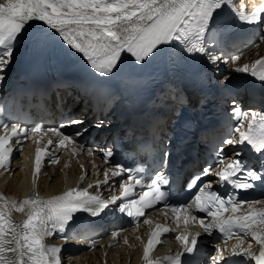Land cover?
<instances>
[{"label":"snow or ice","instance_id":"obj_1","mask_svg":"<svg viewBox=\"0 0 264 264\" xmlns=\"http://www.w3.org/2000/svg\"><path fill=\"white\" fill-rule=\"evenodd\" d=\"M224 5L234 7L232 0H0V48L3 49L0 51V83L12 62L16 46L24 43H31L40 49L59 45L66 51L74 50L75 53L82 54L95 73L109 79L118 74L126 62L131 63L130 58H134L135 63L143 68L153 59L167 53L168 48L164 46H170L174 41H179L189 53L204 54L205 47L201 38L204 37L214 13L219 15L217 10L222 11ZM261 14H264V4L250 15H245L243 11L238 13L240 20L249 25L264 21ZM32 21H41L42 24L30 32ZM208 55L213 64L221 59L215 54ZM237 59L239 58H232L233 62ZM235 71L264 81V58L251 65L237 67ZM232 112L238 117L234 128L236 135L225 138L218 147V163L224 164L228 159L224 153V145L233 148L237 145L251 146L256 153L264 155V114L244 112L235 107V101ZM82 123L78 119H71L67 124L62 123L57 128L48 129L38 126L27 129L16 123L11 124V134L0 136V169L7 171L10 167L12 143L22 146L21 140L27 139L30 133L50 131L59 141L57 146L62 147L71 144L73 138L61 129ZM104 124L105 121L98 120L94 127L101 129ZM7 127L8 124L0 121V128ZM79 134L78 131L77 135ZM48 143L53 144L51 140ZM88 151L91 154L93 150ZM234 154L236 157L241 156L239 150ZM112 155L110 150L103 151L105 164L112 169L111 175L115 177L127 173V179L120 185L122 197L127 201L119 206L121 213L138 218L144 215L145 209L163 203L175 214L177 222L183 218L187 226L191 219L209 236L213 235V230H219L224 237L250 238L248 248L242 251L234 249L232 255H243L255 264H264V200L244 201L231 193L222 197L210 190L212 181L209 180L195 190L188 203L173 206L168 203L171 189L165 187L170 184V180L163 172H157L150 180H145L140 174L142 169L134 172L123 165L109 164ZM170 155L167 150L164 152L165 166ZM44 157L45 153L37 148V172ZM50 162L54 164L57 161L53 158ZM242 164L241 159L228 160L215 173L219 182H227L237 190H248L256 181H264V172L242 167ZM212 173V166H208L201 175L209 176ZM238 174L241 179H232ZM108 179L106 172L105 184ZM136 186L141 187L138 198L127 199L134 195ZM116 199L113 197L111 201H104L89 195L87 190L73 189L63 196L46 201L25 200L21 205H12L17 211H24L25 206L28 208L27 218L22 224H15L10 219L6 206H0V264H60L58 254L61 249L48 247L42 241L51 237L56 230L63 233L74 213L86 211L95 217L107 209L110 203H115ZM245 205V210L239 211ZM195 213H204L211 217V221L205 224L204 218ZM225 213L228 215L225 216ZM143 222L148 223L147 220ZM168 231L167 228L153 231L144 247L145 264H153L149 252L155 248L162 232ZM198 235L199 233L193 235L190 241L188 235H177L175 239L182 243L184 252L191 255L198 244ZM252 242L258 246V254L250 251L254 246ZM236 248H240V244ZM220 251L217 248V252ZM212 259L215 261L216 257ZM171 264L185 262L182 261L181 254H178L171 259Z\"/></svg>","mask_w":264,"mask_h":264},{"label":"bare ground","instance_id":"obj_2","mask_svg":"<svg viewBox=\"0 0 264 264\" xmlns=\"http://www.w3.org/2000/svg\"><path fill=\"white\" fill-rule=\"evenodd\" d=\"M215 14L216 13H214V15ZM30 23L32 24V27L29 29L30 32L35 31L40 27V24H42L41 21H32ZM55 47L60 50V59L63 61V64L66 63V59L64 56H81V54L75 53L74 50H72V52H69L59 45ZM33 48H35V46H33L31 43L20 44L17 50H15L13 53L12 62L13 60L16 61L21 57L23 58L26 55L27 58H33L35 55L33 52H31ZM236 57H238L239 59L235 60V62H233L232 60L233 57L231 59L223 58L222 63H219L217 67L222 69V72L219 75L224 76V78H226L227 80L237 81L239 84H241L250 75L236 72L235 68L241 67L244 64L251 65L256 60L264 58V39L262 46L260 45L259 47H256L251 52H241ZM9 66L7 67L5 76L8 72ZM184 72L186 74H190L191 72L190 68L186 65L184 66ZM81 157V155L77 154V158ZM82 161H85V158H81L78 161H69L68 163H66L67 168H57L45 172L42 176L39 177V183L35 188L36 193L34 194L42 195L43 192H47V194H52L54 197H56L63 187L65 175L67 178H71L74 175L81 174L85 166L88 167L86 165L88 159L86 160L85 165L81 164ZM29 191L30 182L28 174L22 167L21 163L17 161L15 162L14 167L8 170V172L0 178V193L5 200L6 206L10 210H13L14 208L12 207V205H21L23 203V200L21 198L24 197ZM15 213L17 222L14 223L22 224L25 218L20 219V216L24 215L25 208L24 211L16 210ZM138 233H140V230L138 231ZM128 236L129 239L127 240L126 245L119 244L117 247L112 248L110 247L112 243L108 242L107 246L103 244L102 248L97 249L93 253L80 254L74 259V262H70V259H60V256L58 257V259L60 260V264H65L66 262V264H127L129 263V258L135 257V254H137L138 248L140 246V238L137 239L138 236L136 237V239L131 238V234H129ZM130 264H134V262Z\"/></svg>","mask_w":264,"mask_h":264},{"label":"rangeland","instance_id":"obj_3","mask_svg":"<svg viewBox=\"0 0 264 264\" xmlns=\"http://www.w3.org/2000/svg\"><path fill=\"white\" fill-rule=\"evenodd\" d=\"M263 45V42H262V44H261V46Z\"/></svg>","mask_w":264,"mask_h":264}]
</instances>
